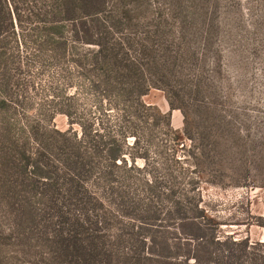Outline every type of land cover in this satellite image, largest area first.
Listing matches in <instances>:
<instances>
[{"label": "trees", "instance_id": "trees-1", "mask_svg": "<svg viewBox=\"0 0 264 264\" xmlns=\"http://www.w3.org/2000/svg\"><path fill=\"white\" fill-rule=\"evenodd\" d=\"M140 2L0 0V194L17 190L14 183L38 191L48 210L39 224L42 264L260 261L264 241L221 234L202 199L173 189L143 198L126 184L136 159L147 155L148 127L165 119L173 133L169 116L142 102L151 89L173 94L166 74L175 60L149 45V33L129 34L136 26L129 6ZM37 95L46 99L40 121L27 114ZM56 114L67 118L66 131L45 126ZM23 199L20 217L32 229L37 209ZM101 201L112 211L102 213Z\"/></svg>", "mask_w": 264, "mask_h": 264}, {"label": "rangeland", "instance_id": "rangeland-1", "mask_svg": "<svg viewBox=\"0 0 264 264\" xmlns=\"http://www.w3.org/2000/svg\"><path fill=\"white\" fill-rule=\"evenodd\" d=\"M131 7L136 26L127 32L137 40L149 33L150 46L167 48L174 57L173 71L166 74L173 94L151 89L142 102L167 114L178 136L166 132L165 119L148 127L142 139L147 155L136 159L135 169L127 174L129 190L154 200L170 189L178 197L202 199L209 215L222 224L221 234L263 242L264 0H141L139 8ZM168 98L179 109L171 110ZM43 100L37 95L27 106L34 121L41 120ZM17 116L26 121L20 109ZM45 126L61 132L69 128L61 114ZM17 184L11 185L17 190L0 194V264H42L47 250L38 233L48 210L35 197L36 189ZM17 191L18 201L13 194ZM24 197L37 209L38 225L32 229L20 217ZM101 202L102 213L112 211ZM161 205L157 200L156 206ZM261 260L246 255L239 262L228 256L220 262Z\"/></svg>", "mask_w": 264, "mask_h": 264}]
</instances>
